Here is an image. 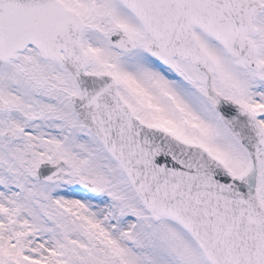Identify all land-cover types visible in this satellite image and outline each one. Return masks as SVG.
Here are the masks:
<instances>
[{
  "label": "snow or ice",
  "instance_id": "obj_1",
  "mask_svg": "<svg viewBox=\"0 0 264 264\" xmlns=\"http://www.w3.org/2000/svg\"><path fill=\"white\" fill-rule=\"evenodd\" d=\"M0 264H264V0H0Z\"/></svg>",
  "mask_w": 264,
  "mask_h": 264
}]
</instances>
